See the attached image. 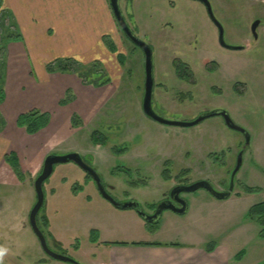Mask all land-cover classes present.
I'll return each instance as SVG.
<instances>
[{
  "label": "rangeland",
  "instance_id": "374dc122",
  "mask_svg": "<svg viewBox=\"0 0 264 264\" xmlns=\"http://www.w3.org/2000/svg\"><path fill=\"white\" fill-rule=\"evenodd\" d=\"M209 1L224 29L225 42L241 48L219 44L216 26L198 0H118V4L132 31L152 48L154 111L168 120L188 122L206 111L224 109L247 131L248 142L221 116L187 127L161 124L147 117L141 108L144 55L118 25L117 51L110 59L116 73L99 61H80L92 71L90 80L94 82L89 84L83 80L90 74L88 68L56 71L71 73L85 85L99 87L105 78L109 82L113 78L117 85L112 84L113 88L104 93L95 92V101L108 102H102L97 116L86 125L77 115L80 124L73 127L82 129L65 130L57 148L46 146V155L77 150L100 175L112 197L120 202L137 201L148 212L180 180L189 185L206 179L215 189L226 190L241 152V166L230 195L237 199L227 202L199 188L183 194L187 212L164 210L157 222L147 223L134 210L117 209L104 199L93 179L78 165L56 164L43 183L44 202L37 216L47 245L54 252L79 264H102L114 242L167 240L174 235L182 240L184 235H197L209 244L225 239L234 250L231 263L264 264L261 227L244 215L251 205L264 201V0ZM255 20H259L256 38L250 28ZM7 44L3 41L4 66ZM117 53L124 55L122 64ZM180 62L193 71L190 81L178 75L175 67ZM69 93L74 97L71 90ZM5 99L3 75L0 132L14 125L35 136L42 128L29 133L28 121L20 123V115L30 120L32 113L39 115L41 110L24 109L16 117L13 107H7V111L4 108ZM45 113L49 123L50 112ZM94 132L106 140L103 147L87 140V135ZM15 138L14 143L18 142L24 153V140ZM31 146L40 147L35 140ZM114 148L121 150L115 152ZM35 153H30L29 159L23 156L22 179L16 174L13 181L11 174L0 176V263L74 264L48 256L30 226L28 217L36 201L34 181L44 161V156L36 157ZM165 167H169V181L162 177ZM244 186L258 189L248 193Z\"/></svg>",
  "mask_w": 264,
  "mask_h": 264
},
{
  "label": "crops",
  "instance_id": "0c3cea01",
  "mask_svg": "<svg viewBox=\"0 0 264 264\" xmlns=\"http://www.w3.org/2000/svg\"><path fill=\"white\" fill-rule=\"evenodd\" d=\"M2 7L10 12L20 33V38L8 41L5 66L0 51V78L5 76L6 90L4 108L7 111V107H13L14 116L24 109L50 112L49 123L36 133L37 137L19 131L14 125L0 132V176L11 174L13 181L17 177L5 160L7 154L17 155L21 170L23 156L29 159V154L36 152V157L45 159L46 146L57 148L65 130L82 129L71 125L72 115L81 117L82 124L86 125L97 116L102 102H108L95 101L94 93L110 91L111 85L116 83L111 78L109 83L99 87L85 85L73 74L49 72L47 66L57 59L72 57L83 63L99 61L108 71L116 73L110 60L113 52L107 48L103 37H110L116 44L118 24L109 0H2ZM69 90L74 97L64 107L62 99ZM14 116H9L12 121ZM92 135L88 134L87 140L93 146L105 145L95 143ZM14 136L24 140L26 153L20 150L18 142L14 143ZM34 140L38 141V149L31 146ZM34 196L36 198L35 190ZM226 199L234 202L237 197ZM164 239L114 243L107 261L102 264H237L231 263L234 250L223 238L212 243L211 251L207 250L209 242L203 236L184 235L182 240H177L178 236L174 235Z\"/></svg>",
  "mask_w": 264,
  "mask_h": 264
},
{
  "label": "water",
  "instance_id": "95a60500",
  "mask_svg": "<svg viewBox=\"0 0 264 264\" xmlns=\"http://www.w3.org/2000/svg\"><path fill=\"white\" fill-rule=\"evenodd\" d=\"M198 1H200L204 4V6L206 7V11L208 13L209 18L218 27L219 44L222 45L223 47H226V48H236V49L241 48L240 46L234 47V46L229 45L225 42V40H224V29H223L221 23L218 21V19L215 17V15L213 13L210 1L209 0H198ZM109 4H110L111 10H112V13H113L117 23L119 24L121 30L123 31V33L126 35V37L135 46L139 47L143 52V55H144V88L143 89L144 90H143V97H142V111L147 117H149L152 120L157 121L161 124L187 127V126L196 125V124L200 123L201 121H203L204 119L212 117V116H221L223 118L225 124L229 128L243 133L246 136V142L249 141L247 131L244 128L236 125L232 121L229 113L227 111H225L224 109H212V110L206 111L204 113H201L196 119H194L192 121H188V122L180 121V120H168V119H165V118L161 117L160 115H158L152 107V91H153V85H154L152 48L148 43H146L140 37H138L132 31V29L129 27L127 21L125 20L122 12L120 10L118 0H109ZM258 25H259V20H255L251 24V27H250L251 32L255 38L257 37L256 29H257ZM241 156H242V153L240 152L238 155L236 165L233 168L231 175H230V185H229L228 191L216 190L215 188H213L211 186V184L208 181L200 180V181H196V182H194L190 185H187V186L174 188V190L172 191V195L174 193L178 194L180 191L192 192V191H195L199 188H204L217 199L228 198L230 196L231 191L233 190L234 177H235L237 171L239 170V168L241 166ZM67 162H73L74 164L78 165L85 173H87L95 182L96 187H97L100 195L104 199L109 201L113 206H115L117 209H121V210L132 209L145 222H148V223L156 222L159 219V217L161 216L162 211L165 209H170L177 214H183V213L187 212L188 206H187L186 201L180 199V202H179L180 206H177L174 202H171V201L168 203L167 202H161L158 205L155 214L148 215L141 208V206L139 205V203L137 201L128 200V201L120 202L117 199H115L114 197H112L106 191V189L103 185V181H102L100 175L97 173V171L91 165L86 163L83 160L82 156L78 152H69V153H64V154H48L43 161V166H42V170H41L40 174L37 176V178L34 181V190H35V194H36V201H35L33 207L30 210V213H29V223H30V226H31L33 232L35 233V235L37 236V238L40 242L42 250L51 258H54V259L60 260V261L79 264L73 258L68 257V256L63 255V254L56 253L48 247L47 242H46V238H45L43 232L40 230V228L37 224V219H36L37 214L40 211V209L43 205V202H44V192H43L44 181L51 175V173L53 172L54 166L56 164H63V163H67Z\"/></svg>",
  "mask_w": 264,
  "mask_h": 264
},
{
  "label": "trees",
  "instance_id": "16d2710c",
  "mask_svg": "<svg viewBox=\"0 0 264 264\" xmlns=\"http://www.w3.org/2000/svg\"><path fill=\"white\" fill-rule=\"evenodd\" d=\"M11 30H13V31H11ZM17 38H20V33L17 31L15 21H14L12 15L10 14V12L2 7V0H0V51H1V55H2L3 59H4L3 41H6V43H7L9 40L17 39ZM103 41H104L105 45L107 46V48L111 52L114 53L117 51V48H116L114 42L108 36L103 37ZM117 59H118V62L120 64H122L124 62V55L121 53H117ZM85 65H88V64H83L75 58L68 57V58H62V59H57V60L53 61L52 63H50L47 66V70L49 72H56V71L73 72V71H77L80 68L87 69L89 67V66H85ZM179 67H180V65H179ZM87 72L88 73L90 72V74H87L85 77H83L82 74L80 76L83 77V80L85 81V83L91 84L94 82L93 80H90L92 71L90 70V68H88ZM180 77L183 78L185 76L182 74V75H180ZM105 82H109V78H105L104 82H100V83L104 84ZM67 95L68 96L65 97V99L62 101V104L68 103L69 101H71L70 93L68 92ZM20 119H21V120H19L20 123H25L28 121L27 122V131L29 133L36 132L37 130L45 127L48 123L47 114L45 112H42L39 115H37L36 113H32V116H30L31 121L28 120L27 118H25V116L22 114L20 115ZM1 124L2 123L0 121V125ZM79 124H80L79 117L76 114H73L71 117V125L76 126ZM100 135H99V133L94 132L92 135L93 141L95 143L105 144L106 140H104V138ZM120 150L121 149L118 150V149L114 148L115 152H118ZM5 160L10 164L11 168L13 169L14 173L18 176V178L22 179V173L20 170V165H19V161H18L16 154L14 152L7 154L5 157ZM168 171H169V167H165L162 171V176L165 179L169 178ZM243 189L248 193H252V192L256 191L258 188L244 186ZM247 217L250 220L255 221L261 227L260 235L264 236V201L257 203V204H253L252 206H250V208L247 211ZM42 220L48 224V220H47L46 216H43ZM37 224H38V221H37ZM38 226H39V224H38ZM116 243H119V242H116ZM122 243H124V242H122ZM133 244H137V243H133ZM212 249H213V245L209 244L207 246V250L211 251Z\"/></svg>",
  "mask_w": 264,
  "mask_h": 264
},
{
  "label": "flooded vegetation",
  "instance_id": "af4514ba",
  "mask_svg": "<svg viewBox=\"0 0 264 264\" xmlns=\"http://www.w3.org/2000/svg\"><path fill=\"white\" fill-rule=\"evenodd\" d=\"M206 8V7H205ZM216 26V25H215ZM216 29H217V38L219 37V30H218V27L216 26ZM123 32V31H122ZM135 46V45H134ZM135 47H137V46H135ZM137 48H139V47H137ZM140 49V48H139ZM141 50V49H140ZM179 65H180V67H179ZM176 68V71H177V73H178V75L180 76V75H184L185 77H183V79H185L186 81L188 80V81H190V76H192L193 75V71L191 70V68H190V66L188 65V64H186V63H179V64H177V67H175ZM181 78V77H180ZM141 108H142V103H141ZM83 160L86 162V160L84 159V157H83ZM86 163H88V162H86ZM89 164V163H88ZM89 165H91V164H89ZM92 166V165H91ZM93 167V166H92ZM163 171V170H162ZM86 175L87 176H89L87 173H86ZM90 177V176H89ZM163 177V176H162ZM169 178H170V175H169ZM165 179L164 177H163V179L166 181V180H171V179ZM200 180H206V179H200ZM200 180H197V181H200ZM181 181V180H180ZM180 181H178L176 184H174L173 186H171L169 189H168V191H167V194L166 195H164L163 196V198L162 199H160L159 201H157L155 204H154V206L148 211V212H145V213H147L148 215H153V214H155V212H156V210H157V207H158V205L161 203V202H174L177 206H180V204H179V202H180V199L181 200H184V201H186V203H187V199L184 197V193H186L185 191H180L178 194H173L172 195V191L174 190V188H177V187H182V186H187V185H183ZM207 181V180H206ZM194 182H196V181H194ZM194 182H192V183H194ZM191 183V184H192ZM103 185H104V183H103ZM190 185V184H189ZM212 186V185H211ZM104 187H105V185H104ZM213 187V186H212ZM214 188V187H213ZM106 189V188H105ZM228 189H229V186H228V188H226V190H222V191H228ZM233 191V190H232ZM231 191V192H232ZM252 206V205H251ZM165 210H169V211H172V210H170V209H165ZM164 211V210H163ZM163 211H162V213H163ZM173 212V211H172ZM39 213V212H38ZM162 213H161V215H162ZM37 216H38V214H37ZM161 217V216H160ZM159 217V218H160ZM28 219H29V217H28ZM36 219H37V217H36ZM159 220V219H158ZM157 220V221H158ZM37 221H38V219H37ZM156 221V222H157ZM148 223V222H147ZM153 223V222H152ZM40 230L42 231V229L40 228ZM44 234V233H43ZM37 237V236H36ZM38 239V238H37ZM38 242H39V240H38ZM40 243V242H39ZM41 246V245H40Z\"/></svg>",
  "mask_w": 264,
  "mask_h": 264
}]
</instances>
